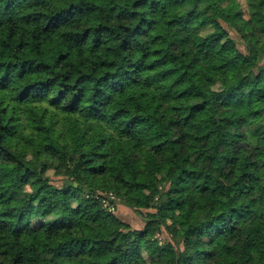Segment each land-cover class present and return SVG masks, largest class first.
Returning a JSON list of instances; mask_svg holds the SVG:
<instances>
[{
	"label": "trees",
	"instance_id": "1",
	"mask_svg": "<svg viewBox=\"0 0 264 264\" xmlns=\"http://www.w3.org/2000/svg\"><path fill=\"white\" fill-rule=\"evenodd\" d=\"M0 264H264V0H0Z\"/></svg>",
	"mask_w": 264,
	"mask_h": 264
},
{
	"label": "rangeland",
	"instance_id": "2",
	"mask_svg": "<svg viewBox=\"0 0 264 264\" xmlns=\"http://www.w3.org/2000/svg\"><path fill=\"white\" fill-rule=\"evenodd\" d=\"M119 216L122 217L127 223L134 228H142L145 225L144 217L136 211L121 205L119 208ZM164 238H167L165 232L162 233Z\"/></svg>",
	"mask_w": 264,
	"mask_h": 264
},
{
	"label": "clouds",
	"instance_id": "3",
	"mask_svg": "<svg viewBox=\"0 0 264 264\" xmlns=\"http://www.w3.org/2000/svg\"><path fill=\"white\" fill-rule=\"evenodd\" d=\"M212 173H213L214 176L216 175V171H215V169H212ZM220 180L223 181V177H220ZM224 182H225V183H228L229 181H224Z\"/></svg>",
	"mask_w": 264,
	"mask_h": 264
},
{
	"label": "built area",
	"instance_id": "4",
	"mask_svg": "<svg viewBox=\"0 0 264 264\" xmlns=\"http://www.w3.org/2000/svg\"><path fill=\"white\" fill-rule=\"evenodd\" d=\"M108 203H109V201L106 202V204H108ZM111 210H112V209H111Z\"/></svg>",
	"mask_w": 264,
	"mask_h": 264
}]
</instances>
